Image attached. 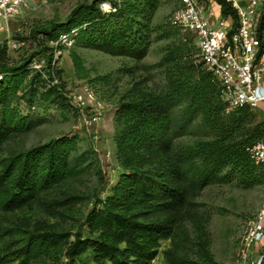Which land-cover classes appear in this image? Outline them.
<instances>
[{
    "label": "trees",
    "instance_id": "obj_1",
    "mask_svg": "<svg viewBox=\"0 0 264 264\" xmlns=\"http://www.w3.org/2000/svg\"><path fill=\"white\" fill-rule=\"evenodd\" d=\"M101 1L80 4L64 23L39 26L32 33L48 34L53 41L80 27L78 43L109 42V51L114 55L144 59L153 42L151 24L161 0L113 2L114 11L110 13L98 7ZM214 1L221 15L232 16L237 25L235 9L226 0ZM173 29L177 28L172 26L170 30ZM41 44L44 47L43 41ZM185 49L186 46L168 49L158 64L169 74L164 92L147 98L135 95L116 107L122 123L116 140L118 152L126 148L149 151L161 162L146 167L127 166L126 172L107 176L95 190L96 204L83 216L77 233L56 229L25 231L5 225L9 216L29 204L60 192L68 193L75 203L84 201L76 191L81 171L72 162V138L33 146L0 162V264H47L51 259L59 261L61 255L69 259L68 264H90L81 258L86 252L94 264H150L158 256L160 243L174 237L192 203L208 186L234 180L252 186L264 180V167L256 165L247 151L264 139V121L248 127L257 120L249 107L226 114L227 105L214 76L207 70L195 69L193 64L187 71L185 64L177 61L178 55L180 59L184 57ZM7 50L6 44L0 48V157L7 143L38 126L15 106L22 99L30 62L26 59L10 64ZM52 59L50 56V69ZM71 59L78 75L86 72L78 53L72 52ZM57 77L64 89L62 71H57ZM56 86L43 94L45 100L53 94L60 95ZM200 117L210 140L178 148L176 139ZM114 177L118 182L113 193L104 198ZM199 239L200 258L205 264H214L209 240L203 236ZM166 258L169 264H192L172 251L166 252Z\"/></svg>",
    "mask_w": 264,
    "mask_h": 264
},
{
    "label": "rangeland",
    "instance_id": "obj_2",
    "mask_svg": "<svg viewBox=\"0 0 264 264\" xmlns=\"http://www.w3.org/2000/svg\"><path fill=\"white\" fill-rule=\"evenodd\" d=\"M91 1L53 0L39 10V5L35 9L24 8L21 17L10 19V35L0 37V48L5 44L8 47L6 60L10 64L17 65L26 59L30 62L27 68L29 74L21 91L22 99L15 106L23 116L32 117L38 124L29 134L7 143L0 162L33 146L44 145L62 137L72 138V162L81 171L76 191L85 198L81 204L75 203L66 192L41 198L9 216L5 220L8 227L25 231L56 229L77 233L83 216L96 204L95 190L104 183L107 176L122 174L126 172L127 166L146 167L162 160L149 151L140 153L136 149L126 148L118 152L116 140L121 134L122 123L119 122L116 107L135 95L147 98L165 91L169 84V74L158 64L168 49L176 50L179 46H186L184 57L180 59L181 56L178 55L177 61L185 64L187 71L190 69L189 64H193L195 69L206 71L196 38L188 32L170 30V19L179 6V0H161L151 24L153 42L147 56L142 60L112 54L109 51V42L92 45L78 43L80 27L71 29L77 30L71 46L57 44L60 35L64 33L53 41L48 34L38 33L34 36L32 33L39 26L64 23L74 8ZM120 1L103 0L98 7L102 12L110 13L114 11L112 3ZM41 41L44 42V47ZM13 42L17 43L16 48L12 47ZM72 52L78 53L82 58L85 73H76L71 59ZM50 56L53 58L52 69L48 64ZM42 59L45 61L42 70L47 77L34 67ZM57 71H62L64 89L60 88L59 80L56 89L60 91V95L57 97L53 94L45 100L43 94L54 88L49 79L53 74L57 76ZM233 111L235 110L226 111V114ZM254 113L257 120L248 125L250 128L264 121L263 112ZM92 115H100V121L94 126H88L85 118ZM210 138L200 117L186 133L176 139V146H195ZM117 182L118 179L112 178L110 186L103 193L104 198L113 193ZM263 202L264 180L252 186L238 180L211 184L196 197L179 223L174 237L160 243L158 256L150 264H169L166 252L170 251L185 257L192 264H205L198 253L197 244L201 236L209 240L214 264H234L242 248L245 232ZM95 235L97 232H94ZM69 239L72 241L73 237ZM81 258L94 264L89 252ZM68 262L69 259L61 255L59 261L51 259L47 264Z\"/></svg>",
    "mask_w": 264,
    "mask_h": 264
},
{
    "label": "built area",
    "instance_id": "obj_3",
    "mask_svg": "<svg viewBox=\"0 0 264 264\" xmlns=\"http://www.w3.org/2000/svg\"><path fill=\"white\" fill-rule=\"evenodd\" d=\"M226 2L236 11L237 25L232 16L223 17L220 10L213 9L214 0H179L170 24L196 38L202 63L219 83L228 112L249 107L264 113V0ZM24 8H30L27 0H0V32H7L10 19L21 17ZM76 32L60 35L57 44L71 46ZM12 47L16 48L17 43L13 42ZM43 63L44 59L34 67L47 77ZM49 80L52 85L59 83L54 74ZM99 121L100 115L85 118L88 126ZM247 151L256 165L264 167V139ZM263 247L264 202L245 232L234 264H264Z\"/></svg>",
    "mask_w": 264,
    "mask_h": 264
},
{
    "label": "crops",
    "instance_id": "obj_4",
    "mask_svg": "<svg viewBox=\"0 0 264 264\" xmlns=\"http://www.w3.org/2000/svg\"><path fill=\"white\" fill-rule=\"evenodd\" d=\"M52 1L53 0H36V2L32 3L33 6L30 5V8L35 9L39 5V8H38V10H39V9L51 4ZM30 8H27V9H30ZM213 9L214 10H220L219 6L217 4L213 5ZM14 23L16 24L15 21H14ZM9 24H10V22H8V31L7 32H0V37H4L5 35H7V37H8V35H10Z\"/></svg>",
    "mask_w": 264,
    "mask_h": 264
},
{
    "label": "water",
    "instance_id": "obj_5",
    "mask_svg": "<svg viewBox=\"0 0 264 264\" xmlns=\"http://www.w3.org/2000/svg\"><path fill=\"white\" fill-rule=\"evenodd\" d=\"M27 3H28L29 5H31V6H33V4H32L30 1H28V0H27Z\"/></svg>",
    "mask_w": 264,
    "mask_h": 264
}]
</instances>
